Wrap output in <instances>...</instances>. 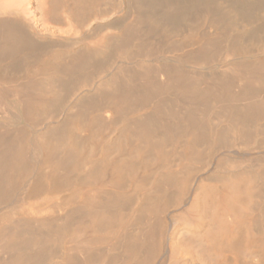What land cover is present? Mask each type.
Instances as JSON below:
<instances>
[{"label":"bare ground","instance_id":"bare-ground-1","mask_svg":"<svg viewBox=\"0 0 264 264\" xmlns=\"http://www.w3.org/2000/svg\"><path fill=\"white\" fill-rule=\"evenodd\" d=\"M0 264H264V0H0Z\"/></svg>","mask_w":264,"mask_h":264}]
</instances>
